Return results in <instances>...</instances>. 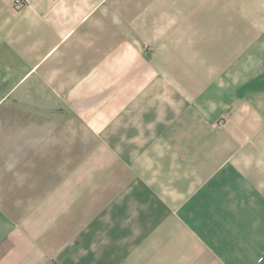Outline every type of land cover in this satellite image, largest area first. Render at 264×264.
<instances>
[{"label":"crops","instance_id":"0c3cea01","mask_svg":"<svg viewBox=\"0 0 264 264\" xmlns=\"http://www.w3.org/2000/svg\"><path fill=\"white\" fill-rule=\"evenodd\" d=\"M0 264H264V0H0Z\"/></svg>","mask_w":264,"mask_h":264},{"label":"built area","instance_id":"2783aa9c","mask_svg":"<svg viewBox=\"0 0 264 264\" xmlns=\"http://www.w3.org/2000/svg\"><path fill=\"white\" fill-rule=\"evenodd\" d=\"M26 0H14V4L17 7L23 6L25 4Z\"/></svg>","mask_w":264,"mask_h":264},{"label":"rangeland","instance_id":"374dc122","mask_svg":"<svg viewBox=\"0 0 264 264\" xmlns=\"http://www.w3.org/2000/svg\"><path fill=\"white\" fill-rule=\"evenodd\" d=\"M262 259V258H261Z\"/></svg>","mask_w":264,"mask_h":264}]
</instances>
